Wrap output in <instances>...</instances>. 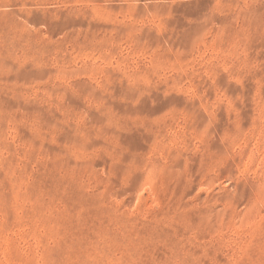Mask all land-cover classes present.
Masks as SVG:
<instances>
[{"label": "rangeland", "instance_id": "rangeland-1", "mask_svg": "<svg viewBox=\"0 0 264 264\" xmlns=\"http://www.w3.org/2000/svg\"><path fill=\"white\" fill-rule=\"evenodd\" d=\"M0 264H264V0H0Z\"/></svg>", "mask_w": 264, "mask_h": 264}]
</instances>
